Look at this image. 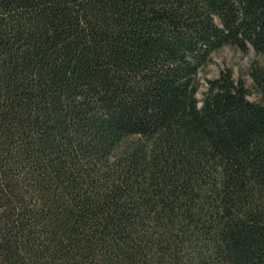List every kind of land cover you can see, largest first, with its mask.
<instances>
[{"label":"trees","instance_id":"16d2710c","mask_svg":"<svg viewBox=\"0 0 264 264\" xmlns=\"http://www.w3.org/2000/svg\"><path fill=\"white\" fill-rule=\"evenodd\" d=\"M0 264H264V0H0Z\"/></svg>","mask_w":264,"mask_h":264},{"label":"rangeland","instance_id":"374dc122","mask_svg":"<svg viewBox=\"0 0 264 264\" xmlns=\"http://www.w3.org/2000/svg\"><path fill=\"white\" fill-rule=\"evenodd\" d=\"M257 59L252 50L243 53L233 46H226L214 53L208 64L201 70L199 77L201 82L198 97L201 99L206 91L207 80L216 78L222 69L232 70L235 79H243L248 85L251 84L249 75L250 64Z\"/></svg>","mask_w":264,"mask_h":264}]
</instances>
